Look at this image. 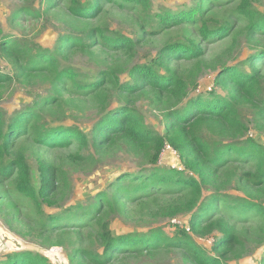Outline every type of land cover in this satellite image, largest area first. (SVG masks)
<instances>
[{
	"label": "trees",
	"instance_id": "obj_1",
	"mask_svg": "<svg viewBox=\"0 0 264 264\" xmlns=\"http://www.w3.org/2000/svg\"><path fill=\"white\" fill-rule=\"evenodd\" d=\"M51 1L42 0V7L36 9H19L10 23L14 24L20 15L44 17L50 13ZM99 1L72 0V15L98 16ZM119 1L121 7L141 8L144 19L155 24V31L164 27L170 30L185 25L199 26L198 34L206 42L230 35L237 24L244 26L242 33L237 31L233 35L231 45L212 59L207 60L203 47L193 40L173 39L149 64L130 68L127 81H122L115 70H105L91 82L80 80L71 67L62 65L71 48L87 49L98 38L101 46L119 51L134 47L136 41L108 35L103 28H96L90 29L84 37L60 35L54 49H50L32 41L23 42L18 37L3 36L0 31V55L13 60L17 77L21 78L24 73L48 72L54 74L59 84L69 81L68 88L83 96L101 95L118 102L116 107L112 106V101L110 105H101L99 118L89 133L75 125L42 123L46 107L55 100L53 96L17 111L8 120L0 109V162L3 163L0 172L8 178L15 172L17 189L37 207L61 208L47 215L45 225L52 230L71 225L85 227L98 221L102 252L77 249L70 258L73 263L83 257L95 264H110L121 256L172 249L182 252L191 264H229L231 259L241 257L246 242L264 244V142L251 137L252 130L242 112L251 109L253 125L257 130H264V13L250 0H240L233 11L235 17L226 19L209 13L221 0L214 3L213 0H197L186 10L156 15L150 13V0ZM239 36L245 38L252 52L234 62L230 56ZM183 61L191 66L181 69ZM206 68L215 73L213 87L195 96L189 95V91L197 89V78ZM8 78L0 74V83ZM103 92L106 93L103 95ZM142 99L161 115L158 118L162 130L145 122L139 108ZM27 130L35 135L34 141L46 147L75 143L82 151L100 152L108 145L120 144L127 154L143 158L148 166L138 173H120L106 190L96 193L86 204L63 207L59 198L61 189L69 186L67 174L51 162L41 160L38 163L40 179L36 183L25 153L14 148ZM167 146L178 153L182 166L159 165ZM7 154L10 158H5ZM97 160L94 155L89 161L96 163ZM245 167L248 170L243 171ZM231 186L242 195L226 192ZM164 193L177 194L184 200L161 208L160 214L165 218H188V224L176 227L172 236L161 227L116 235L107 222L101 221L105 211L114 212L120 203L130 204ZM251 213H256L255 217L262 221L256 239L238 227L245 224ZM214 234L220 237L208 252L196 238ZM262 262L264 264V258ZM0 264L53 263L43 255L25 251L7 255Z\"/></svg>",
	"mask_w": 264,
	"mask_h": 264
},
{
	"label": "rangeland",
	"instance_id": "obj_2",
	"mask_svg": "<svg viewBox=\"0 0 264 264\" xmlns=\"http://www.w3.org/2000/svg\"><path fill=\"white\" fill-rule=\"evenodd\" d=\"M42 0H0V31L3 36L18 37L23 42H34L45 48L54 49L60 35L74 34L85 36L90 29L103 28L108 35L121 36L136 41L134 47L113 51L100 45L96 38L87 49L73 47L62 60L63 66L71 67L80 80L88 82L96 80L99 72L115 70L122 81H127L129 70L135 65L149 64L153 57L169 40L188 38L203 47L204 57L212 59L231 45L233 35L242 33L243 23L233 27L231 34L217 37L216 40L206 42L199 34V26L185 25L181 28H172L155 31V24L144 19L141 8L135 6L119 5V0H100L99 15L93 14L85 17L72 15L70 6L72 0H52L50 13L36 19L34 16L20 15L14 24L11 17L23 7L39 8ZM85 1V0H82ZM93 1V0H88ZM153 15L165 12L175 13L186 10L197 0H150ZM253 6L264 13V0H250ZM214 3V0H213ZM216 3V2H215ZM220 3V4H218ZM209 12L219 18H234V9L240 0H221ZM212 7H209L210 9ZM26 19V20H25ZM97 31V30H94ZM96 36V35H95ZM94 37V36H93ZM252 52L243 36H239L238 43L230 60L235 61L246 58ZM13 60L0 55V74L9 76L8 80L0 83V109L6 113L7 120L17 111L33 107L34 103L48 96L55 97L52 104L44 112L42 123L50 126L75 125L85 133H89L93 124L98 120L101 105L117 106L118 102L102 97L101 95L83 96L79 92L70 90V82L59 84L52 73L31 74L24 73L21 78L16 76ZM191 63H180L181 69H186ZM264 70V67H262ZM215 73L204 69L197 78V89L189 91L195 96L202 90L213 87ZM106 92H103V95ZM140 111L145 122L152 128L162 130L160 115L154 111L144 99L139 101ZM252 130L251 137L264 142V130H257L252 123V111L243 109ZM161 116V115H160ZM35 135L27 130L25 135L19 137L14 145L15 149L25 153L26 159L35 175L34 181L39 182L38 163L41 160L51 162L54 167L64 171L69 178V186L61 189L59 200L61 206L88 203L99 191L106 190L109 184L120 173H138L148 165L143 158L126 153L123 146L116 144L106 146L100 152L94 149L82 151L77 144L62 147H46L34 141ZM20 151V152H21ZM90 155V156H88ZM99 160L90 162L91 156ZM88 156V157H87ZM5 158H10L7 154ZM159 164L161 167L182 166L175 150L165 148ZM0 162V167H1ZM248 170L247 167L243 171ZM231 195H242L234 186L227 188ZM184 199L177 194H159L153 198L142 199L134 203H120L114 212L105 211L101 221L107 222L116 235L127 233L146 232L155 227L172 236L176 227L188 224V218L178 216L165 218L160 209ZM58 207L43 205L41 208L21 193L16 187V173L8 178L0 172V262L7 259V255L16 252L29 251L49 258L53 264H95L83 257L75 259L71 256L77 249H90L102 252V245L98 238L100 231L98 221L87 226L74 225L56 227L54 230L45 225L49 213L60 211ZM223 209V211H225ZM222 213V210H221ZM256 213H251L244 225L238 227L256 239L257 228L262 223ZM89 219V218H87ZM58 229V230H57ZM220 237L214 234L207 238H196L197 242L205 246L210 252L213 242ZM260 242H246L241 257L231 259L229 264H263L264 244ZM239 249V248H238ZM191 264L180 251L162 249L158 252L121 256L110 264Z\"/></svg>",
	"mask_w": 264,
	"mask_h": 264
},
{
	"label": "built area",
	"instance_id": "obj_3",
	"mask_svg": "<svg viewBox=\"0 0 264 264\" xmlns=\"http://www.w3.org/2000/svg\"><path fill=\"white\" fill-rule=\"evenodd\" d=\"M167 149H171V150H173L170 146H167Z\"/></svg>",
	"mask_w": 264,
	"mask_h": 264
}]
</instances>
